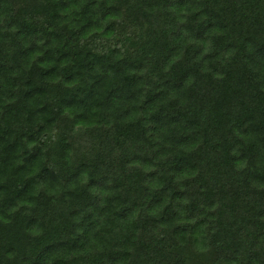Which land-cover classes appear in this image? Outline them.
<instances>
[{
	"label": "trees",
	"instance_id": "trees-1",
	"mask_svg": "<svg viewBox=\"0 0 264 264\" xmlns=\"http://www.w3.org/2000/svg\"><path fill=\"white\" fill-rule=\"evenodd\" d=\"M0 264H264V0H0Z\"/></svg>",
	"mask_w": 264,
	"mask_h": 264
}]
</instances>
